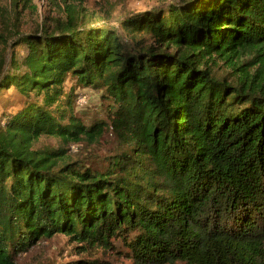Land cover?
<instances>
[{"label":"trees","instance_id":"obj_1","mask_svg":"<svg viewBox=\"0 0 264 264\" xmlns=\"http://www.w3.org/2000/svg\"><path fill=\"white\" fill-rule=\"evenodd\" d=\"M122 27L133 45L100 22L0 34V93L22 99L0 124V264L57 234L80 264L116 242L136 264H264V0L172 1ZM78 86L101 88L106 119L73 112ZM110 126L98 166L33 148Z\"/></svg>","mask_w":264,"mask_h":264},{"label":"rangeland","instance_id":"obj_2","mask_svg":"<svg viewBox=\"0 0 264 264\" xmlns=\"http://www.w3.org/2000/svg\"><path fill=\"white\" fill-rule=\"evenodd\" d=\"M178 0H31L29 4L19 5L20 11L17 14L9 12V23L4 21L0 15V34H10L13 37L14 31L20 33L39 30L42 28L53 30L59 26H64L69 21L77 22L79 25L88 23H101L115 28L124 35L129 34L122 27L123 20L130 14L146 10L153 7L163 6ZM0 6L7 9L10 0H0ZM14 22V25L12 24ZM130 45L133 42L128 39ZM151 43V39H147ZM19 55H24L26 49L23 46L16 48ZM12 48L8 50V67L11 59ZM257 62L247 65L253 73L257 68ZM7 68V67H6ZM237 73H241L240 71ZM68 88L71 87L73 80L68 79ZM101 88L78 86L74 96L73 112L82 117L87 123L92 119H106L107 113L102 103ZM81 97V103L78 98ZM21 97L14 87L4 89L0 93V124L5 122L4 115L14 112L21 104ZM65 147L67 154L85 164L96 160L97 166L106 162V156L111 154L118 147V140L115 129L111 126L105 129L101 138L92 144L86 142L81 144L65 143L56 136L44 135L35 140L34 149H57ZM71 241L65 234H57L45 238L36 245L20 252L14 256L15 264H80L77 261L80 257H86L90 261V255L84 250L76 253ZM125 249L120 242L115 243L113 250L105 251L99 249L95 258L103 260V264H136L130 257L124 254ZM166 264H187L177 261Z\"/></svg>","mask_w":264,"mask_h":264},{"label":"built area","instance_id":"obj_3","mask_svg":"<svg viewBox=\"0 0 264 264\" xmlns=\"http://www.w3.org/2000/svg\"><path fill=\"white\" fill-rule=\"evenodd\" d=\"M81 100H82V98H81V97H79V98H78V102H79V103H81Z\"/></svg>","mask_w":264,"mask_h":264}]
</instances>
